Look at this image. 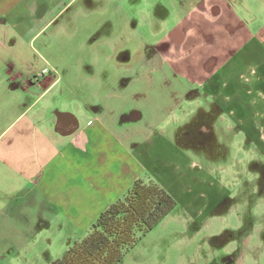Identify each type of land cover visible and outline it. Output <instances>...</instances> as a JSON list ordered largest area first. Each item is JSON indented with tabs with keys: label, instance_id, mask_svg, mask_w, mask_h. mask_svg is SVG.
I'll return each instance as SVG.
<instances>
[{
	"label": "rangeland",
	"instance_id": "obj_1",
	"mask_svg": "<svg viewBox=\"0 0 264 264\" xmlns=\"http://www.w3.org/2000/svg\"><path fill=\"white\" fill-rule=\"evenodd\" d=\"M106 5L117 24L109 46L89 35ZM79 9L87 19L75 18ZM18 15L0 33V74H133L132 88L152 90L137 106L149 119L159 108L168 138L185 153L178 173L162 162L159 181H146L174 209L137 233L118 264H264V160L255 144L264 121L249 138L209 96L224 86L227 112L235 118L247 107L255 124L264 100V0H74L33 40L32 31L17 36L31 18Z\"/></svg>",
	"mask_w": 264,
	"mask_h": 264
},
{
	"label": "crops",
	"instance_id": "obj_2",
	"mask_svg": "<svg viewBox=\"0 0 264 264\" xmlns=\"http://www.w3.org/2000/svg\"><path fill=\"white\" fill-rule=\"evenodd\" d=\"M73 1L0 0V33L13 27L14 13L29 14L27 30L14 29L20 40L32 31L33 40L57 10ZM106 6L95 13L99 20L91 24L89 35H102L101 44L109 46L117 24L111 6ZM87 16L79 9L75 18ZM118 75L0 74V98H10L0 113V264H50L83 239L135 181L158 180L163 164L180 171L178 162L185 153L168 138L163 113L155 107L156 116L149 119L137 106L152 90L132 88L133 74ZM120 78L127 82L119 85ZM219 87L209 93L213 107L246 128L251 138L264 121V100L252 124L247 107L239 108L235 118L227 112L229 98L224 86ZM60 113L76 120L72 134L56 132L70 118ZM255 144L264 160L263 134Z\"/></svg>",
	"mask_w": 264,
	"mask_h": 264
},
{
	"label": "trees",
	"instance_id": "obj_3",
	"mask_svg": "<svg viewBox=\"0 0 264 264\" xmlns=\"http://www.w3.org/2000/svg\"><path fill=\"white\" fill-rule=\"evenodd\" d=\"M175 207L173 198L152 182L137 180L91 226L50 264H118L124 253L158 225Z\"/></svg>",
	"mask_w": 264,
	"mask_h": 264
},
{
	"label": "water",
	"instance_id": "obj_4",
	"mask_svg": "<svg viewBox=\"0 0 264 264\" xmlns=\"http://www.w3.org/2000/svg\"><path fill=\"white\" fill-rule=\"evenodd\" d=\"M60 115L61 116H68V117H70L71 119L73 118L74 119V117L73 116H71V115H69V114H66V113H60ZM68 119V122H64V123H62V127L60 126V128H58V130L56 129V132H58V133H60L61 131H62V135H70V134H72L75 130H76V128H77V123H76V120L74 119H72L73 120V122H69V121H71V119ZM59 121V123H58V125L62 122V121H60V120H58ZM57 121V122H58ZM69 125H72L73 127L72 128H70L69 130H67V131H65V127L66 126H69Z\"/></svg>",
	"mask_w": 264,
	"mask_h": 264
},
{
	"label": "flooded vegetation",
	"instance_id": "obj_5",
	"mask_svg": "<svg viewBox=\"0 0 264 264\" xmlns=\"http://www.w3.org/2000/svg\"><path fill=\"white\" fill-rule=\"evenodd\" d=\"M194 134H195V133H194ZM198 134H199V135H202V134H203V133H202V130H199ZM192 135H193V133H192ZM189 138L192 140V137H191V136H190ZM259 188L262 190V186H260ZM260 189H257V191L260 193L259 195H261V192H262ZM260 191H261V192H260ZM216 204H217V205H221V204H220V201H219V202L217 201ZM217 205H216V206H217Z\"/></svg>",
	"mask_w": 264,
	"mask_h": 264
}]
</instances>
